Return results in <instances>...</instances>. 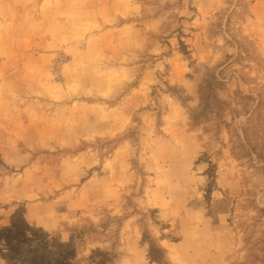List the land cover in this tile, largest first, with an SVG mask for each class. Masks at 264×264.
<instances>
[{"label":"rangeland","instance_id":"1","mask_svg":"<svg viewBox=\"0 0 264 264\" xmlns=\"http://www.w3.org/2000/svg\"><path fill=\"white\" fill-rule=\"evenodd\" d=\"M0 264H264V0H0Z\"/></svg>","mask_w":264,"mask_h":264}]
</instances>
